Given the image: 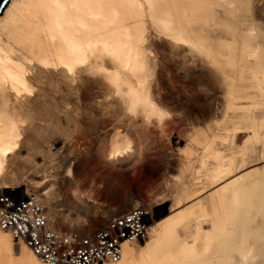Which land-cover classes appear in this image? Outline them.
I'll return each instance as SVG.
<instances>
[{
  "label": "bare ground",
  "instance_id": "6f19581e",
  "mask_svg": "<svg viewBox=\"0 0 264 264\" xmlns=\"http://www.w3.org/2000/svg\"><path fill=\"white\" fill-rule=\"evenodd\" d=\"M258 1L261 8L254 0H7L0 11V197L31 200L27 232L63 236L52 222L51 190L42 193L49 217L35 194L13 188L19 184L8 163L37 130V99L52 90L74 100L90 87L100 95L92 146L111 138L107 168L94 169L95 180L105 184L113 178L109 162L128 166L139 156L134 138L167 132L173 122L192 124L172 182L175 205L186 206L161 221L146 217L144 237L122 241L119 257L104 264H264V170L237 174L256 147L264 150V21L258 17L264 1ZM253 89L257 99L242 98ZM212 90L213 103L206 97ZM242 100L251 111H239ZM213 111V127L198 128ZM110 117L114 124L106 127ZM226 179L201 199L204 189ZM52 261L20 238L17 227L0 223V264Z\"/></svg>",
  "mask_w": 264,
  "mask_h": 264
},
{
  "label": "rangeland",
  "instance_id": "374dc122",
  "mask_svg": "<svg viewBox=\"0 0 264 264\" xmlns=\"http://www.w3.org/2000/svg\"><path fill=\"white\" fill-rule=\"evenodd\" d=\"M253 3L259 7L262 5V2L258 0H254ZM258 17L264 21V9L258 11ZM221 31L216 28V32L222 35ZM160 50L168 54L171 51L167 47H160ZM184 77L185 75H181L180 79ZM81 90L79 95H75L74 100L64 101L62 94L48 90L50 93L48 97H40L35 101L37 104L35 103L34 106V120L37 130L29 132L30 134L22 143L24 147L18 151L19 157L8 163V170L15 173L17 184H19V187L13 188L35 194L45 205L48 215L47 199L42 193L51 190L52 200L49 202L55 208L52 222L63 231L83 230L85 227L88 230L96 229L103 226L111 216L130 210L134 206L145 209L151 223L161 221L182 210L186 205H175L173 200L175 189L172 182L185 161L182 151L187 144V136L192 124L179 125L173 122L172 129L170 128L167 132L156 131L150 134L151 136L147 135L139 140L133 137L139 149L137 150L139 156L133 164L128 166L124 164V161L113 166L109 162L112 168L107 172L113 178L109 184L106 183L108 186L104 190L106 184L95 180L97 173L94 169L98 167L99 174L103 172L105 166L107 168V165H104L106 164L104 156L106 149L110 146L108 144L111 138L110 136L103 138L98 144L99 148L98 146L93 148L91 127L95 123L93 117L97 113V97L100 95L90 87H84ZM256 90L253 89L248 94H244L242 98L257 99L259 93ZM215 93L212 90L206 96L212 103ZM63 94L67 95L66 89ZM193 102L197 107L198 100ZM252 108L249 101L242 100L239 111L249 112ZM215 112H208L209 116L207 115L205 122L200 123V126L195 125L198 128L210 125L212 128ZM112 119L114 117L105 118L106 127L114 124ZM140 125L138 121L136 127ZM121 129L126 133L124 128ZM161 147L170 150H161ZM129 153L131 151L125 155L124 160L128 159ZM69 168L71 173L67 172ZM255 170H264V150L260 146L255 148L247 164L237 174ZM184 175V183L190 185V174L184 173ZM228 180L230 179L204 189L200 195L201 199L204 197L206 199L210 191L215 192ZM15 246L18 247V243Z\"/></svg>",
  "mask_w": 264,
  "mask_h": 264
},
{
  "label": "built area",
  "instance_id": "2783aa9c",
  "mask_svg": "<svg viewBox=\"0 0 264 264\" xmlns=\"http://www.w3.org/2000/svg\"><path fill=\"white\" fill-rule=\"evenodd\" d=\"M17 196L0 197L3 208L0 211L2 226L17 227L22 238L36 253L49 256L51 264H104L108 260L119 257L120 244L124 240H141L146 233V210H129L127 214L111 217L107 224L91 234V236L71 235L61 231L63 236L53 232H27L29 223L28 206L31 200L25 202L16 200ZM16 200V201H15ZM38 207H31L32 221L38 223L36 214ZM143 209V208H142ZM29 216V217H28ZM26 223V224H25ZM24 227V230L22 229ZM68 236H73L67 240ZM77 235V236H76Z\"/></svg>",
  "mask_w": 264,
  "mask_h": 264
},
{
  "label": "water",
  "instance_id": "95a60500",
  "mask_svg": "<svg viewBox=\"0 0 264 264\" xmlns=\"http://www.w3.org/2000/svg\"><path fill=\"white\" fill-rule=\"evenodd\" d=\"M7 2V0H3V3H0V11L2 10V8L4 7L5 3Z\"/></svg>",
  "mask_w": 264,
  "mask_h": 264
},
{
  "label": "snow or ice",
  "instance_id": "6c2138e0",
  "mask_svg": "<svg viewBox=\"0 0 264 264\" xmlns=\"http://www.w3.org/2000/svg\"><path fill=\"white\" fill-rule=\"evenodd\" d=\"M0 3H3V0H0Z\"/></svg>",
  "mask_w": 264,
  "mask_h": 264
}]
</instances>
